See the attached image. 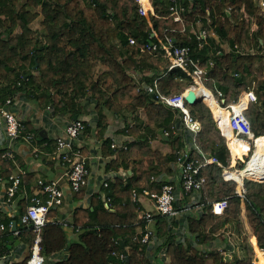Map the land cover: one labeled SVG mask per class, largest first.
I'll return each instance as SVG.
<instances>
[{
    "label": "trees",
    "instance_id": "trees-1",
    "mask_svg": "<svg viewBox=\"0 0 264 264\" xmlns=\"http://www.w3.org/2000/svg\"><path fill=\"white\" fill-rule=\"evenodd\" d=\"M151 1L155 7L152 24L140 14L137 0H0V105L24 92L32 102L50 106L55 115H69L72 121L78 116L85 123L84 134L100 141L108 175V185H102L73 210L68 219L73 228L60 222L58 207L51 208L50 221L42 231L45 264H252L254 247L247 236L234 256L227 254L232 249H222L217 243L227 231L239 239L247 228L244 207L264 248V180H258L264 176L249 174L252 178L245 179L243 201L236 195L237 182L225 180L221 166L203 165L198 174L204 179L202 188L192 192L183 189L178 202L179 206H199L200 214L182 212L169 220L155 213L144 190L160 193L165 184L175 183L169 176L185 154L188 160H202L199 147L216 155L224 166H229L231 157L204 101L192 105L201 124L193 134L184 126L180 109L151 96L146 86L156 83L158 95L168 96L183 91L191 78L179 68L160 70L153 59L163 58V54L142 50L145 41L156 40L151 36L154 29L161 39L171 36L177 45L191 47L193 57L208 68L205 85L223 91L226 103L255 88L258 98L246 114L257 139L264 140V10L257 0H192L185 2L183 20L177 21L170 16V0ZM39 18V26L33 27ZM199 21L203 28L213 27L220 40L209 35L200 47ZM131 37L137 43L131 44ZM225 42L229 50L224 49ZM254 80H258L255 86ZM92 101L95 125L81 118L88 114ZM213 109L218 117L230 119L223 106L215 103ZM115 117L124 119V132L133 136L121 146L106 135ZM180 125L186 128L184 133L176 129ZM166 132L168 138L164 137ZM157 137L170 145L169 152L153 146ZM233 137L230 133L233 152L242 156L244 146ZM81 149L88 158L91 149ZM6 150L0 149V177L10 184L15 164L3 157ZM120 171L125 172V178L112 175ZM22 176V184L33 182V172ZM87 188L74 192V200H83L89 193ZM225 197H230L225 212L213 213L212 201ZM107 199L111 200L110 208ZM22 201L16 214L5 215L0 222L4 226L1 253L16 248L17 239L28 247L26 257L11 264H28L36 238L34 226L21 222L28 206ZM144 211L155 214V233L149 244L133 239L145 231L146 221L140 217ZM183 216L187 227L180 239L179 218ZM256 237L252 236L253 242ZM213 242L218 244L216 248L211 246ZM163 249L165 257L159 261ZM122 251L127 253L123 260L113 255ZM258 252V264H264V253Z\"/></svg>",
    "mask_w": 264,
    "mask_h": 264
},
{
    "label": "built area",
    "instance_id": "built-area-1",
    "mask_svg": "<svg viewBox=\"0 0 264 264\" xmlns=\"http://www.w3.org/2000/svg\"><path fill=\"white\" fill-rule=\"evenodd\" d=\"M186 1L192 0H170V16H173L175 20H183V13L186 10ZM258 2L260 6L264 8V0H259ZM137 3L139 4L140 14L146 16L152 24L150 16L151 14H155V7L152 4V1L137 0ZM208 35V31L204 28H201L198 31L200 47H203L204 44H206ZM151 36L155 37L156 40L150 39L149 41H145L142 50L156 53L161 52L163 54V58L158 56L155 57V59H158L157 62L161 60L158 63L160 70H172L174 68H179L189 78H191V84L180 93L168 96L158 95L159 98L167 105L180 109L183 113L182 121L184 126L189 129L190 132L196 134L200 130L201 124L197 114L192 108V105L186 99L190 90H195L197 88L202 90V96H205L202 97L203 101L211 109L220 132L226 139L231 162L229 166H224V164L216 155L207 154L197 146L200 150V153L202 154V160H188L187 155L185 154L178 162V183L175 182L165 184L160 193H151L149 190H144V195L150 197V200L152 201L156 210L155 213L172 220L182 212L193 210V206H195L190 204L186 206L178 205V202L183 195V189L186 192L199 191L202 188L204 182L203 178L200 179L198 177L201 167L203 165L217 164L223 168L222 175L225 180H234L237 182L236 195L245 201L247 192L245 179L252 178L249 173H247V169L254 160L258 150L257 136L255 135L250 119L246 114L250 104L256 101L258 98L255 88H249L243 91L238 99L230 103H226L223 91H215L205 85L204 79L208 73V68L202 66L200 60L193 57L190 46L177 45L175 43V39H173L171 36L161 39L154 29ZM130 43L135 44L137 43V40L131 37ZM209 62L210 66L214 65L213 60H210ZM146 88L149 92H157L156 83L153 86H147ZM197 94L200 96L199 93ZM215 103L223 106L230 112V119H225L216 115L213 109V104ZM11 104L12 99H8L5 105H0V118L3 121L7 136L10 139H20L29 143L33 146V152L36 155H39L44 150H42L37 144L35 133H33L28 128L26 123L13 112V110L10 108ZM184 126L181 127L180 130L183 129ZM84 130L85 123L82 120L76 119L70 122L65 128V133L62 136L56 138L55 148L52 151L46 153L48 155V158L45 160L46 164L49 161H53L66 168V174L69 178L70 186L73 192L81 191L84 187H87L89 183V159L83 155L81 149L82 146L80 144V142L82 143V141H85V139L81 137L84 134ZM230 133H232L234 136L233 138L237 141V143L243 144L245 150L243 151L242 156H239V154H234L230 144V141H232V138H230ZM168 134L169 133L166 132V135ZM114 145L116 144L114 143ZM3 157L12 160L14 163L16 162V155L11 150L5 151ZM235 167H238V169H241V171L245 172V174H240V171H238V174H240V178L238 179L230 175V172L236 169ZM112 175L120 179L125 178L124 171L113 173ZM107 177L103 179L97 192L101 190L102 185H108L106 181ZM3 181H6V179L0 177V182ZM8 181L10 184L6 187L5 193L7 194L6 196L10 201L14 198L19 190V187L22 183V175L11 174L8 178ZM38 183L41 187V193L44 194L47 199L44 200V198L37 195L31 197L27 206V211L21 215V222L26 225L32 224L36 232V238L31 248V256L28 259V264H45L46 258L42 253L41 246L43 240L42 231L44 226H46V224L50 221L49 213L51 208H60L64 205V192L61 189L59 180L39 179ZM229 198L230 197H225L223 199L212 201L211 207L213 213L220 215L223 214L228 207ZM110 201V199H107V206L109 208ZM154 216V212L151 211H144L140 214V217L146 221V228L141 236L139 234H135L133 236L134 240H140L141 238L142 243L149 244L151 242V238L155 233ZM60 222L63 223L66 228H73L68 222L67 218L61 219ZM3 227V224H0V238L3 232ZM18 233L19 231H16V234ZM253 235L256 237L254 229L251 235V242L255 248L256 259L252 261V264H258V251L264 253V248L259 245L257 237L256 242H253ZM165 253L166 252L163 249L161 251L159 261L165 257ZM113 255L121 260L127 257V253L124 251L114 252Z\"/></svg>",
    "mask_w": 264,
    "mask_h": 264
},
{
    "label": "crops",
    "instance_id": "crops-1",
    "mask_svg": "<svg viewBox=\"0 0 264 264\" xmlns=\"http://www.w3.org/2000/svg\"><path fill=\"white\" fill-rule=\"evenodd\" d=\"M157 60L158 59L154 58L153 62L159 68L158 63L161 60L158 62ZM197 93L202 96V90L198 89ZM93 105L94 104L92 101V105L88 106V114L81 118L86 119L92 125H95L97 119L95 113L96 111L94 110ZM10 108L20 119L26 122L31 130L34 131L37 141L39 142V147L44 151L39 155H36L33 152V146L29 143L20 139H10L7 136L3 121L0 118V149L6 148L7 150H11L16 155V162L14 163L15 166L12 174L24 175L27 171L33 172L34 174L32 180L33 182L30 184L21 183L18 192L10 201L6 196L7 194L5 193L6 187L9 184L7 181L0 182V222L5 215L12 216L19 211L20 203H23L22 200H24L26 205H28L31 197L35 195L44 198L45 195L41 193V187L38 183L39 179L60 181L61 189L64 192V205L59 208L61 219H69L73 213V210L79 205L84 204L94 194L93 192L96 193L100 188V184L103 179L107 177L106 171L104 169L105 162L103 161L100 153V141L95 139V137L87 136L85 134L81 136L83 139H85V141H82V143L80 142L81 146H87L91 149V154L88 157L90 164V177L89 183L87 185V190L89 193L83 200L78 202L77 200H74V192L71 189L69 178L65 170L66 168L53 161H49L47 164L45 163V160L48 158L46 153L53 150L56 138L62 136L65 133L66 126L72 121L69 118V115H55L54 112H52L50 106L42 107L38 103L32 102L27 98L24 92H18V94L15 96V99L12 101ZM177 127L178 128L176 129H178V132L184 133L186 131L185 128L180 130L182 127L181 125ZM124 128V119L121 117H115L114 119H111V123L106 131V135L111 137L117 146H121L133 140V136L124 132ZM40 138L43 139V141L40 142ZM153 146L160 147L165 152H169L171 149L170 145L162 142V139L159 137L153 141ZM169 177L173 182L178 183L179 173L177 171ZM193 207V210L189 212L199 215L200 213L197 212L200 211L198 209L199 206ZM245 213L246 210H244V214ZM179 219L182 220V231L179 232V238L182 239L185 233L184 229L187 227V222L186 219H184V216ZM225 233L226 234H224L222 238H219V242L217 243H219V245L222 247L226 246L233 250L235 244H238L237 241L239 239L233 240L232 236H230L231 232L227 231ZM15 241L17 243V247L12 249L10 253L0 252V264H11L14 261L25 258L28 254V247L26 246L25 242H23L22 239H17ZM217 245L218 244L215 242L212 243L214 248H216Z\"/></svg>",
    "mask_w": 264,
    "mask_h": 264
},
{
    "label": "rangeland",
    "instance_id": "rangeland-1",
    "mask_svg": "<svg viewBox=\"0 0 264 264\" xmlns=\"http://www.w3.org/2000/svg\"><path fill=\"white\" fill-rule=\"evenodd\" d=\"M257 1H259V0H257ZM261 9L262 10H264V8H262L261 7ZM39 21H40V18L39 19H37L36 21H34L33 22V24H32V26L33 27H38L39 26ZM209 23H211V19L209 20ZM201 28H203L202 27V24H201V21H199V23H198V30H200ZM257 28V25L254 23L253 24V30H255ZM204 29H206L207 31H208V34L209 35H212V36H214V37H216L218 40H220V38H219V36L215 33V30H214V28L213 27H208V28H205L204 27ZM208 35V36H209ZM229 45H228V43L227 42H225V44H224V49H226V50H229ZM162 65V64H161ZM257 81L258 80H254L253 81V85L255 86V84L257 83ZM158 138V137H157ZM262 138H259L258 139V142L260 143L262 140H261ZM163 142V141H162ZM162 147V146H161ZM258 147H259V144H258ZM177 167H178V164H175V172L177 171ZM258 180H264V179H258ZM149 207H152V205L150 204L149 205ZM245 208V207H244ZM244 208H243V211H244ZM246 209V208H245ZM244 213V212H243ZM244 217H245V223H246V229H244V231H243V233L240 235V236H238L239 237V240L237 241V243L238 244H235V247L233 248V250H231V251H229V252H227V254L228 255H230V256H234V254L235 253H237V252H239L240 251V249L239 248H243V245H244V237L245 236H247L248 238H249V241H250V243L252 244V242H251V235H252V233H253V227L251 226V224H250V222H249V218H248V215H247V211H246V213L244 214ZM230 236H232V238H233V240H235L234 239V236L232 235V234H230ZM232 242H234V241H232ZM212 246V245H211ZM225 247H222V249H224ZM220 249V248H219ZM242 254H244L245 253V251H243V252H241ZM256 259V253H255V248H254V253H253V257H252V261L253 260H255Z\"/></svg>",
    "mask_w": 264,
    "mask_h": 264
},
{
    "label": "bare ground",
    "instance_id": "bare-ground-1",
    "mask_svg": "<svg viewBox=\"0 0 264 264\" xmlns=\"http://www.w3.org/2000/svg\"><path fill=\"white\" fill-rule=\"evenodd\" d=\"M195 93L198 92V88L194 90ZM201 97V96H200ZM262 141L259 143L257 139V146L259 144L257 154L250 164L249 168L247 169L249 174H254L258 176H264V140L261 139ZM239 169H234L232 172H230V175L234 178H240V174H244V171H240V174H238Z\"/></svg>",
    "mask_w": 264,
    "mask_h": 264
},
{
    "label": "water",
    "instance_id": "water-1",
    "mask_svg": "<svg viewBox=\"0 0 264 264\" xmlns=\"http://www.w3.org/2000/svg\"><path fill=\"white\" fill-rule=\"evenodd\" d=\"M151 93V96L154 97L155 99H158L159 96H158V93L157 92H150ZM191 105H194L197 101H203V98L198 96L197 93H195L194 90H190L189 93H188V96H187V99H186ZM78 116H75V119H77ZM160 133H164L163 130L160 131ZM168 135H164L165 138H168L167 137ZM178 136V135H177ZM16 227H14L15 229Z\"/></svg>",
    "mask_w": 264,
    "mask_h": 264
},
{
    "label": "clouds",
    "instance_id": "clouds-1",
    "mask_svg": "<svg viewBox=\"0 0 264 264\" xmlns=\"http://www.w3.org/2000/svg\"><path fill=\"white\" fill-rule=\"evenodd\" d=\"M166 134V133H165ZM257 137H259V136H257ZM154 206V205H153ZM246 210V209H245Z\"/></svg>",
    "mask_w": 264,
    "mask_h": 264
}]
</instances>
